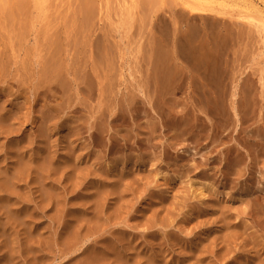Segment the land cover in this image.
<instances>
[{
    "label": "rangeland",
    "instance_id": "374dc122",
    "mask_svg": "<svg viewBox=\"0 0 264 264\" xmlns=\"http://www.w3.org/2000/svg\"><path fill=\"white\" fill-rule=\"evenodd\" d=\"M72 1H68L69 5ZM92 1L89 0L91 4L86 3L87 5H84L82 0H77L76 3L73 2L76 6L77 2H81L84 7L91 5V7H87V10L89 8L88 11H86V8L84 11L83 7L80 10L79 7L75 6V9L79 8L77 10L83 11L85 15L90 11L91 16L96 15L94 16L95 19L99 16L102 22L98 21L99 24L96 25H99L100 31L103 29L102 23L107 24L108 22L106 23L105 21L109 20L115 25L113 27L114 25L111 26L110 24L112 29L109 25L107 26L110 28L108 32L111 35L114 33L113 31L117 32L120 30L118 34L114 33V37L109 34L107 36L108 39L105 38L107 41L103 38V34H108L105 33L107 27L104 33L102 32L103 30L101 31L102 35H100V38H98L94 45L93 55L95 59H92L91 62L83 60L80 65L72 60L68 64L67 71L52 82L38 80L37 77V80L34 82L33 91L31 92L27 90L26 84H21V87H18L13 74L6 75L0 81V87L3 88L7 100H13V97L19 94L16 91L20 90V98L16 102L22 108L20 113L21 118L14 128L11 140L9 142L6 139L1 140L3 143H6L3 148H0V160L2 162L4 160L3 170L7 169V167L11 168L7 175L2 177V179L7 181V185L9 186L4 188H8L10 191L14 190L16 195L6 197L5 193L0 191V198L3 199L0 200V207L6 206L0 212V221H2L0 223L1 226L4 225L2 228L0 227V252L2 254H0V263L2 264V261L6 262L5 260L7 262L3 264H10L11 262V260L8 262L9 256L7 258L6 248H4L7 242V248L12 249V252L18 246V252L16 249L14 250V254L16 253L17 255L9 251L10 258L14 260L11 262H14L13 264H80V262L81 264L82 262L83 264H87L85 255L83 254L86 245L83 246L82 242L78 243L76 241L73 243V239L82 234V231L84 233L87 227L88 230L86 229V231H89L91 226H95V223L99 221L96 224L101 229L93 236L98 240L103 239L102 233L105 232L104 237L108 238L110 236L109 232L115 233L118 228H124L131 233L130 239H126L128 241L125 243L126 249L118 251L119 253L114 252V255L107 256L106 259L103 258V261L105 262L106 260L109 264H264V142L260 146H252L255 139L250 137V133L248 134L250 135L249 138H247L248 135H245V132H243L244 130L249 132L256 125H260L261 127L264 125V33L260 32L259 34V30H256V32L258 31L257 35L262 37L260 39L258 36V41L257 36L254 37L256 34L254 25L249 27V21L236 20L235 22L234 18H232V15L244 9L242 6V2L244 1L238 0L234 2L232 0H224L214 2L212 5L215 6L216 4V8L214 7L216 11L220 6L224 7V5L231 8L229 11L228 7L225 6L224 9L218 10L220 12V10L224 11L226 9L225 13L222 12L224 15L220 13V15H217L214 13L215 11L213 14L206 15V17H209L208 19L204 18L206 22L209 19L212 20L215 16V21L213 19L214 24L216 25V22H218L216 27L213 24L215 28L211 24L213 23L212 21L206 24V22L200 19V15L198 14H194L196 16L191 14L190 16L187 9L185 11L188 14H185L183 7L180 5L182 0L175 1V4L179 2L177 7L174 6V0H168L169 3L167 4H165L167 0H165V3L162 1L167 9H164L166 7L161 8L162 3L160 1V5L158 3L159 0H145V2H143L144 0H104L107 1V6L106 3L104 5V2L103 4H99L106 6L101 5L103 7L102 12L100 11L102 7L98 5L99 1H102L96 0L97 2L95 3L99 7L94 3V0ZM48 2L49 0H46L45 3L47 8L52 5L51 8H48L52 9V11L50 10L51 13L56 9L58 13H62L64 12L63 7L66 8L64 6L65 0H62L63 4L60 0H58V4L57 2L55 3V0L53 1L54 3L52 1L51 3L49 2L50 5H47ZM85 2L88 1L84 0ZM140 2H143L142 6H139ZM170 2H173L175 8H170L172 5ZM186 3L188 4V0H186ZM158 4L160 6H157ZM207 5L205 2L200 3L193 0H189L188 4V6L197 9L205 8ZM72 7L74 8V5ZM156 7H159V9L157 10ZM236 7L238 9L240 7V11ZM99 8L101 9L99 10ZM104 8H107L106 11ZM177 8L180 9V11L179 9L177 11L184 13L186 16L177 12ZM48 9L47 11L50 12ZM233 9L238 11H234ZM47 11V15H50L51 13L48 14ZM66 11L65 13H69L70 10ZM106 12L108 13L109 20L104 21L107 18V16L103 18ZM226 12L230 17L225 15L227 14ZM53 14H56V11ZM187 15L190 18L189 21L186 20L188 19ZM192 16L195 17L194 21H198L195 23L193 20V22L190 21L193 18ZM220 16L226 17H222L223 20H229L224 22L220 20ZM256 16L253 15V18L258 20L260 15L257 16L258 18ZM216 17L220 19L218 20ZM99 18L97 17V20ZM172 19L177 20L176 27H173V24H171ZM87 20L86 17V21H83L84 23L86 22L85 26L90 25L89 20ZM97 20H95L96 23H98ZM231 20H234L236 25H232ZM219 21L222 26L219 25ZM242 21H246L244 22L246 26L240 23ZM228 22L229 25L227 24ZM168 24L170 28L172 27L171 29H167ZM209 24L211 29L209 28ZM101 25L102 27H100ZM141 25L145 29L144 33H142L144 29L141 28ZM191 25L192 27H190ZM154 26H156V30L153 29ZM223 26L228 31V37L233 31H231L232 29L228 30L227 26L231 28L233 26L237 27V29L233 27L234 35L238 30L242 29V31H238V34L235 36L232 35L233 37L230 35L228 40V37L224 36L226 34H224L225 28ZM113 28L118 30H113ZM175 28L177 34L181 32L180 34H183V37H187L186 40L182 35H178L179 40L183 38L185 41H188V39L191 40L194 36L196 40L192 39V42H185L182 39L180 42H183V44L178 40L175 41L177 45H174L175 38H173L172 33ZM180 28L184 29L185 32L183 30L180 31ZM207 28H209L208 32L206 31ZM250 28L252 31L254 30V35L251 34L252 32H249V30L251 31ZM243 29H247L248 32H243ZM146 30L148 31L146 32ZM152 30L156 32V36L158 35L157 38L154 36L155 32L152 33L154 34L152 36ZM212 30L216 32L215 37L211 36L213 35L211 33ZM262 30L260 28V31ZM122 31L125 35H123ZM199 31L198 37L196 33ZM188 32H191V34ZM219 32L221 37L223 36L222 39L219 36ZM192 33L195 35L192 36ZM247 33L253 35L251 36L252 40L245 46L246 50L244 49L247 56L241 54L242 52L245 53L242 51L243 48L240 51L236 50V54L241 52L238 53L239 55H236L235 52H229L232 46L233 49L235 47H244L245 41L251 39L250 35H246V37L242 36V34ZM207 34L213 37V41ZM190 35L191 37L189 38ZM201 36L202 39H205V44L204 40L201 42ZM206 37L210 38L211 43L213 42L211 46ZM162 38L164 40L167 38L166 40H169V42L165 40L167 43L164 45L165 41L163 42ZM243 38H246V40ZM177 39L178 37L175 40ZM253 39L254 42H257L254 43ZM108 40L111 42L109 43ZM221 40L225 41L222 42ZM230 40L232 42H229ZM193 41L194 46L195 44L196 46L199 45V47H203L205 50L208 46L212 47V49L210 47H208L209 50L207 49V52L210 51L211 59L204 60V62L200 61L205 70L199 68L200 65H197L200 64L198 60H194L197 63H195L197 67L195 64L193 66L191 60L193 57L190 54H186L189 52L187 49L192 47ZM161 42H163V45ZM170 42H173V45H170L173 49L169 48V46L167 48L171 49L169 53L172 54L171 57L174 60L171 61L173 63L176 62V65L169 62V55L164 54L167 49L164 46L171 44ZM151 43H154L153 46ZM105 44H107V47ZM185 44L190 47L184 48L182 45ZM217 44L225 47L219 49ZM153 47L154 49H152ZM181 47L185 51L180 49ZM160 48H163L164 51ZM177 49L180 54L182 53L181 56L176 53ZM221 50L223 51L221 52ZM227 50L229 51L226 53ZM16 51L21 54L19 57L21 61L25 57L24 50L16 47ZM219 52L221 54H218ZM173 53H175V56ZM183 53L191 58L184 57ZM244 56L245 58H241ZM177 57L181 60H178ZM221 57L222 60L220 59ZM189 58L192 63L189 62ZM224 58L228 61L223 60ZM234 59L236 60L234 61ZM186 60H188L189 64L186 63ZM214 61H219L215 63L218 64L217 66L223 62L221 66H224L219 67L221 69L225 67L226 69H224L225 71H221L218 67L216 72H214L215 75H210V77L207 73L209 71L212 72L213 69L215 70L216 65L213 66ZM184 63L185 66L183 65ZM171 64L175 67L171 68ZM210 64L212 65L210 66ZM189 65L191 66L190 68ZM208 67L209 70L207 69ZM200 69H202L201 74L206 71L207 76H204V74L198 75L197 73H200ZM191 71H194V73ZM185 73L188 74L185 75ZM216 75L218 77L221 76L222 80L212 77ZM190 76L194 80L193 83H190L192 81ZM180 77L183 78V82ZM195 77L200 78V80L195 79ZM223 77L226 79L224 80ZM177 79H181L180 82H177ZM201 79L204 81H201ZM205 83L209 85L207 86ZM219 83L226 84L222 86ZM201 84H203L208 92L212 88L213 91L211 92H214L215 95L219 93V105H217L218 103H215L216 107L214 105V108H217L215 109V113L216 110L217 113L218 111L221 112V109V113L224 111L226 117L230 110L233 113L232 101L236 102L237 105L239 104L238 106L235 105L237 109L239 107L243 109L241 111L237 110L238 116L236 117L240 119L238 123L239 126L241 125L239 127L240 130L244 129L241 131L244 134L241 133V138L238 140L240 157L242 159L240 158L241 161L239 166L235 168L233 176L228 177L230 180L224 175L226 167L223 160L225 157V146L216 143V145L212 144L214 147L216 146V150H214L212 155L214 160L212 158L209 160L211 164L208 165L209 167L201 165L199 162L203 160L204 156L200 157V155L205 154L207 150L201 151V153L204 152L202 154L200 152L197 153L200 148L199 144L201 141L204 142L203 138H208L209 135L205 133L198 144H196L197 139L195 138L194 140V137H190L189 133L180 136V134L168 127L167 115L162 109L166 105L174 107L177 111L186 107L194 110L200 106L204 108L203 106L206 105L204 98L208 94H204L206 90ZM225 85L227 86L226 88ZM231 95H234V97ZM29 96L30 98L27 100ZM241 100L245 103L242 101V104H240ZM29 103L34 105L33 115L36 118L32 137L30 136L31 124L26 122ZM202 103L203 105H201ZM239 112L242 113L243 117H240L241 114ZM215 113H208L215 118L210 117V119L212 118L211 120L214 119L213 121H216V117L218 116L219 118H217L221 121L222 116L219 114L213 115ZM209 115L199 114V120L203 121L206 118L210 120L209 117H206ZM222 119L224 120V117ZM151 124L157 126L154 134L151 131L153 135L150 131L148 132ZM228 127L232 128L231 120ZM261 129L263 130V128ZM150 135H152V138ZM175 135L178 138H175ZM174 138L178 142V147L185 146V149L182 147L178 148L179 154H182V151H187V153L182 155L184 156L182 158H175V152L171 151V149L169 152L168 146ZM190 138L192 139V143L187 141L191 140ZM31 140L34 144L30 151ZM212 141L211 139L206 140L202 144L206 142L211 143ZM11 144H14L16 148L20 147L21 157L17 156L19 152H12V155L17 156L16 159L12 160L9 157L6 150L9 149ZM227 144L229 142L224 139L223 145ZM194 153H197V155ZM30 154L34 156L35 165L32 179L28 176V169L26 168ZM171 154L173 155L170 156ZM199 158L202 159L200 160ZM183 161L186 162L184 163ZM12 162H15L13 167ZM191 165L193 166L190 167ZM16 171L20 175L18 178L16 177ZM156 173H158L159 177L154 175ZM203 173H207V178L201 176ZM231 177H233L232 180ZM106 183H116V189L118 188L119 190L117 189L116 195L114 194L105 203L102 199L105 200V195L108 193ZM201 185L204 188H207V185L213 188L207 193L206 198L202 200L197 196V192L202 187ZM126 187L127 191L125 190ZM248 187H252L250 188L251 193L245 192ZM153 194H156L157 197L152 196ZM257 194L259 198L256 197ZM252 195L256 196L253 197ZM111 199L114 201H111ZM10 204L16 206L11 208ZM20 204L21 206H19ZM8 205L10 208H8ZM96 206L97 209L95 208ZM58 207H62L64 210ZM92 207H94L93 211ZM95 209L96 212L94 213ZM101 209L102 213H100ZM190 209L191 211L188 212ZM6 210L9 211L7 213H10V210H16L19 213L20 219L23 218L24 213L32 215V220H29L26 215V221L24 218L21 219L28 228L22 224L18 228L20 226V219L17 220L14 226L15 229L11 228L12 226L5 225L3 222H6L4 218L7 219ZM104 212L108 213L107 216ZM37 216L38 218L41 216L42 219H37ZM86 216L91 219L95 217V221L93 220L95 223L91 220L89 224ZM243 220L247 222L244 225ZM29 221H32V223H29ZM224 221L226 222L224 223ZM150 224L153 228L151 230L146 229ZM2 229L5 236L7 233L9 242L6 239L8 238L7 236L6 238L2 236ZM13 231L16 235H14ZM152 232H154L153 236L150 235ZM165 232L169 237L171 235L175 236L171 238L165 237ZM11 234L16 239L14 237L11 238ZM96 236L100 237L97 238ZM5 239L7 240L6 242ZM64 239L66 241L71 239L72 241L70 243V241L66 242ZM11 240L15 241L12 243V246H10ZM147 249L148 251H146ZM220 253L223 254V256L221 254L222 257ZM224 254L226 255L224 256ZM91 255L93 256V254ZM15 257L19 258L14 259ZM91 259L93 258L91 257ZM213 261L216 262L214 263Z\"/></svg>",
    "mask_w": 264,
    "mask_h": 264
},
{
    "label": "bare ground",
    "instance_id": "6f19581e",
    "mask_svg": "<svg viewBox=\"0 0 264 264\" xmlns=\"http://www.w3.org/2000/svg\"><path fill=\"white\" fill-rule=\"evenodd\" d=\"M48 1V0H47ZM51 1H52V3H54L53 1L54 0H49V2L51 3ZM68 1H72V0H67V3H66V0H65V3H64V6H66V8H68L70 11H69V13H65V11H66V8L65 7H63V6H61V7H63L64 8V12H60V13H58L57 12V9L55 10L56 11V14H53V13H55V11L53 10V12L51 13V11H52V9H48L49 7L51 8V6H48V8H47V6H46V0H0V7H1V9H0V81L2 80V79H4V77L6 76V75H8V74H13V76L15 77V81H16V83H17V86L18 87H21V84H26L27 85V90L28 91H33V88H34V82L37 80V77H38V80L40 79V80H46V81H48V82H52L53 80H57L56 78L58 77V76H61V75H63L66 71H67V69H68V64L73 60L76 64H78V65H80L81 63H82V61L83 60H87L88 62H91L92 61V59H95V57H94V55H93V52H94V48H95V43L97 42V40H98V38H100V35H102L101 34V31L104 33V31H105V28L109 25V27H111V26H113L114 24H113V22L112 21H110L109 20V16H107L108 15V13L106 14L105 13V17H104V15H103V13H102V15H103V18H106V16H107V18L106 19H104V21L105 20H109V21H105L107 24H105V27H104V24L102 23V25H103V29L100 31V29L101 28H99V25H96V24H99V22L98 21H100V22H102V20H101V18H99V16H97L99 19L97 20V17H96V19H95V17L94 16H96V15H94V16H91L90 14H91V12L89 11L86 15L83 13V11L81 12V11H78L77 9H79L80 8V10H81V8L83 7V9H84V11H85V8H86V11H88L89 10V8H88V10H87V7L88 6H90L91 7V5H88L87 7H84L83 6V4L84 5H87L86 3H90L89 2V0H86V1H88V2H85L84 3V0H82L83 2V4L81 3H79V2H77L78 4H80L81 5V7H80V5L78 6V4H77V6H76V4H74V2L76 3V1L77 0H73L71 3H70V5H69V3H68ZM80 1V0H79ZM91 2H93L92 0H90ZM102 2H100L99 1V3H98V5L100 4V3H102L103 4V2H104V5H105V3H106V6H107V1H104V0H101ZM160 1H161V3H162V1H164L163 3H165V0H159L158 1V3L160 4ZM173 1V0H172ZM175 1L176 0H174V6H178V4H179V2L177 3L176 2V4H175ZM193 1H196V2H200V3H207L208 5L205 7V8H202V9H197V8H194V7H190V6H188V4H189V0H188V4L186 3V0H182L181 1V7H183V12L186 14L187 12L185 11L186 9H187V11L190 13V16H191V14H193V16H196V15H194V14H198V15H200V19L201 20H203L204 22H206V20H204V18H209V17H206V15H208V14H213V12L215 13V14H217V15H224L223 13H225V10L224 11H221L220 10V12L218 11L219 9H224L225 8V6H227V5H224V7L223 6H220V5H218V6H220V7H222V8H220L219 7V9H217V11H216V9H214V7L216 6V4H215V6L214 5H212L214 2H219V1H224V0H193ZM231 1V0H230ZM229 1V2H230ZM232 1H238V0H232ZM240 1V0H239ZM242 1H244V2H242L243 4H242V6H243V10L242 11H240L239 9H240V7H239V11L240 12H238L237 14H235V15H232V18H234V20H235V22H236V20H246V21H249L248 22V24H250V26L249 27H252L253 25H254V27H255V32H256V30H259V34H260V32L263 34L264 32H262V31H264V0H242ZM49 2L47 3V5L49 4ZM57 2V4H58V0L56 1L55 0V3ZM60 2H62V0H60ZM95 2H97L96 0H94V3ZM143 2H145V0L143 1ZM142 2V3H143ZM156 2V1H155ZM73 3V4H72ZM141 2H140V5L139 6H142L141 4H142ZM163 3H162V7L161 8H164V7H166L165 5H163ZM167 3H169L168 2V0L166 1V3L165 4H167ZM170 3H172V5L171 4H169V5H171L170 6V8H175L174 6H173V2H170ZM45 4V5H44ZM57 4H56V6H57ZM62 4H63V2H62ZM66 4V5H65ZM67 4H68V7H67ZM71 4H72V6L74 5V8L71 6ZM91 4V3H90ZM96 4V3H95ZM101 4V5H102ZM157 5V6H160V5ZM222 4V3H221ZM236 4H237V2H236ZM50 5V4H49ZM55 5V4H54ZM53 5V6H54ZM97 5V4H96ZM97 5V6H98ZM101 5H99V6H101ZM104 5H102V6H104ZM223 5V4H222ZM70 6V7H69ZM75 6L76 7H79V8H76L75 9ZM98 6V7H99ZM101 6V7H102ZM106 6H104V7H106ZM168 6V5H167ZM212 6H213V8H212ZM217 6V7H218ZM241 6V5H240ZM72 7V8H71ZM228 7V6H227ZM233 7V6H232ZM54 8H56V7H54ZM63 8H62V10H63ZM157 8V7H156ZM169 8V9H170ZM216 8V7H215ZM47 9L50 11V12H48L47 11ZM68 9H67V11H68ZM82 9V10H83ZM101 8H99V10H100ZM107 9V8H106ZM106 9L104 8V10L106 11ZM159 9V7L157 8V10ZM164 9H167V7L166 8H164ZM179 8H177L176 9V11L178 10ZM228 9H229V11L231 10V8H229L228 7ZM102 10H103V7H102V9L100 10L101 12H102ZM197 10H199V11H197ZM234 11H238V10H236V9H233ZM46 11L48 12V14H50V15H47V13H46ZM66 11V12H67ZM162 11H164V10H162ZM169 11H171V10H169ZM175 11V12H176ZM179 11H180V9H179ZM179 11H177V12H179ZM182 11V10H181ZM223 12V13H222ZM82 13H83V15H82ZM156 13V12H155ZM180 14H184V13H182V12H179ZM220 13V14H219ZM227 13V12H226ZM233 13V12H232ZM184 14V15H185ZM188 14V13H187ZM229 14H231V13H229ZM99 15H101V14H99ZM101 15V16H102ZM156 15V14H155ZM226 16H229L228 15V13L227 14H225ZM253 15H257V16H259V19L257 20V19H254L253 18ZM153 16V15H152ZM159 16V15H158ZM186 16V15H185ZM184 16V17H185ZM189 15H187V17H188ZM192 16V17H193ZM202 16V17H201ZM256 16V17H257ZM85 18V19H82V18ZM86 17H87V19L89 20V23H90V25L88 24V26L86 25L85 26V23L83 22L84 20L86 21ZM223 17V16H222ZM222 17L220 16V18H217L218 20L220 19V20H222V21H226V20H229V19H226V20H223L222 19ZM225 17V16H224ZM223 17V18H224ZM230 17V16H229ZM155 18V17H154ZM158 18V17H157ZM174 18V17H173ZM196 18H198V17H196ZM211 18H212V16H211ZM214 18H215V16H214ZM214 18H212V20H210L209 19V21H212L213 23H211L212 24V26L214 27V21H215V19ZM226 18V17H225ZM258 18V17H257ZM189 17H188V19H186V20H188L189 21ZM194 19H195V17H193L190 21H194ZM213 19H214V21H213ZM217 19H216V21H217ZM262 19V20H261ZM87 20V21H88ZM95 20H97V22L98 23H96L95 22ZM157 20V19H156ZM234 20L231 22L232 23V25H236V23L234 22ZM103 21V22H104ZM158 21V20H157ZM192 21V22H193ZM196 21H198V20H196ZM196 21H194V23L196 22ZM200 21V20H199ZM209 21H207V22H209ZM246 21H244V22H246ZM191 22V23H192ZM201 22V21H200ZM204 22H203V24H204ZM206 22V24H208ZM220 22V21H219ZM223 22V23H224ZM238 22V21H237ZM243 22V21H242ZM240 22L242 25L244 24L245 25V23L243 22ZM217 24H218V22H216ZM239 23V22H238ZM110 24H111V26H110ZM156 24V23H155ZM171 24H173V27H176V25H177V20L175 21V19H172V23ZM202 24V23H201ZM205 24V25H206ZM214 24V25H213ZM217 24L215 25V27L217 26ZM228 25H229V22L227 23ZM102 25L100 26V27H102ZM204 25V26H205ZM219 25H221V22H220V24ZM218 25V26H219ZM224 25V24H223ZM252 25V26H251ZM151 26V25H150ZM194 26V25H193ZM209 26H210V24H209ZM222 26V25H221ZM225 26V25H224ZM223 26V27H224ZM231 26V25H230ZM230 26H227L228 27V30H231V31H233L234 32V30H233V27H236V26H233L232 28L230 27ZM239 25L237 24V27H238ZM246 26V25H245ZM248 26V25H247ZM113 27H115V25L113 26ZM155 27V28H154ZM153 27V29H155L156 30V26H154ZM162 27V26H161ZM190 27H192V25L190 26ZM199 27H201V26H199ZM214 27V28H215ZM230 27V28H229ZM237 27L235 28V29H237ZM240 27H242V26H240ZM254 27H253V29H254ZM117 28V27H116ZM116 28H113V30H115ZM141 28L142 29H144V27H142V25H141ZM140 28V29H141ZM150 28V27H149ZM172 28V27H171ZM170 27H169V24H168V27H167V29H171ZM184 28V27H183ZM189 28V27H188ZM198 28V27H197ZM197 28H196V30H197ZM210 29H211V26L209 27ZM209 28H207L206 29V31L208 32V29ZM218 28V27H217ZM225 28V27H224ZM239 28V27H238ZM260 28H261V30H262V28H263V30L262 31H260ZM111 29H112V27H111ZM220 29V28H219ZM218 29V30H219ZM223 29V28H222ZM226 29V28H225ZM225 29H224V34H226V35H224V36H226V38L228 37L227 35H228V31H227V29H226V31H225ZM251 29V28H250ZM108 30H110V28H108L107 27V31L105 32V33H108V34H103L104 35V39L105 38H107L108 39V35L110 34L109 32H108ZM116 30H118V29H116ZM177 30H179V29H177ZM181 30H183L184 31V29H182V28H180V31ZM195 30V31H196ZM199 30H201L202 31V29H200L199 28ZM218 30H217V33H218ZM127 31H128V29H127ZM141 31V30H140ZM144 31H145V29L143 30V32L142 33H144ZM148 30H146V32H147ZM150 31V30H149ZM157 31H158V27H157ZM165 31V30H164ZM168 31V30H167ZM171 31V30H170ZM169 31V32H170ZM221 31V30H220ZM239 31V30H238ZM238 31H237V33L235 32V35L236 34H238ZM242 31V29L239 31V32H241ZM245 31H247L248 32V30L246 29V30H244L243 29V32H245ZM114 33L116 32V31H113ZM118 32H120V30L119 31H117L115 34H118ZM123 32V31H122ZM145 32V33H146ZM155 31L154 30H152V32H151V34L152 33H154ZM160 32V31H159ZM162 32V31H161ZM185 32V31H184ZM233 32H232V34H230L231 36L232 35H234L233 34ZM242 32V33H243ZM249 32H252L251 34H255V32H254V30L252 31V29H251V31L249 30ZM114 33L111 35V36H113L114 37ZM170 33H172V32H170ZM181 33V32H180ZM180 33H176V28L174 29V31H173V33H172V35H173V38H177L178 37V39L177 40H175L174 39V45H177V43H175V41H178L179 40V36L180 35H182V37H183V34H180ZM188 33H190L191 34V32H188ZM187 33V34H188ZM196 33V32H195ZM199 33H200V31L199 32H197L196 33V35L198 36L199 35ZM205 33V32H204ZM211 33H213V35H211V36H214L215 34H216V32L214 31L213 32V30L211 31ZM223 33V32H222ZM229 33H231L230 31H229ZM257 33H258V31L256 32V34L254 35V37H256L257 36V40H258V36L259 35H257ZM120 34V33H119ZM129 34V33H128ZM139 34H140V32H139ZM157 34H158V32H157ZM159 34H161V33H159ZM187 34H184V35H187ZM193 35L192 36H194L195 34L194 33H192ZM209 34V33H208ZM207 34V35H208ZM219 34H220V32H219ZM251 34H242V36L243 37H246V35L248 36V35H250V38H251V36H253V35H251ZM123 35H125V33L123 32ZM141 35V34H140ZM154 34H152V36H153ZM163 35V34H162ZM162 35H160L161 37H162ZM165 35H166V32H165ZM170 35V34H169ZM168 35V36H169ZM171 35V36H172ZM179 35V36H178ZM189 35V34H188ZM187 35V36H188ZM210 35V34H209ZM208 35V37H211V36H209ZM230 35H229V37H228V40H229V38H230ZM234 35V36H235ZM245 35V36H244ZM154 36H156V32H155V35ZM158 36V35H157ZM157 36H156V38H157ZM167 36V37H168ZM204 36V35H203ZM205 36H206V34H205ZM204 36V37H205ZM216 36V35H215ZM214 36V37H215ZM220 36V38L222 39V37H221V34L219 35ZM239 36V35H238ZM264 36V35H263ZM101 37V38H102ZM160 37V38H161ZM191 37V35L189 36V38ZM195 37V36H194ZM194 37L192 38L193 40H196V39H194ZM199 37V36H198ZM208 37H206V38H208ZM233 37V36H232ZM253 37V38H254ZM260 37V36H259ZM112 38V37H111ZM154 38V37H153ZM155 38V39H156ZM165 38V37H164ZM184 39H186L185 38V36L183 37ZM182 38V39H183ZM197 38V37H196ZM201 39V42H203L202 40H204L205 41V39H202V36L200 37ZM213 37H211V40L213 41V39H212ZM220 38H218V40H220ZM235 38V37H234ZM236 38H237V36H236ZM249 38V37H248ZM123 39V38H122ZM163 39V38H162ZM161 39V40H162ZM167 39V38H166ZM165 39V40H166ZM169 39H170V37H169ZM172 39V38H171ZM182 39H180V40H182ZM183 39V40H184ZM192 39L191 40H189L188 39V41H191L192 42ZM199 39V38H198ZM216 40H217V38H215ZM244 40H246V38H243ZM255 39V38H254ZM254 39H253V42H254ZM260 39H262V37H260ZM164 39L162 40L163 42L165 41ZM173 40V39H172ZM180 40H179V42H180ZM187 40V39H186ZM199 40V41H200ZM232 40H233V38H232ZM238 40H239V38H238ZM250 40H252V38L251 39H249V41L247 42V41H245V43H244V47H240V48H237V47H235L234 49H235V51H234V49L232 48V47H230V50L231 51H229V50H227L226 51V53L229 51V52H232V53H234L235 52V54H236V50L238 51H240V49L241 48H243V50L242 51H244V49H245V46H246V44L248 43L249 44V42H250ZM103 41V40H102ZM105 41H107L106 39H105ZM109 41V43L111 42L110 40H108ZM166 41H168L169 42V40H166ZM161 42V44L163 43L164 45H165V43H167V42ZM185 41V40H184ZM188 41H185V42H188ZM208 41L210 42V38H208ZM222 42H224L225 40H221ZM234 41V40H233ZM259 41V40H258ZM116 42H118V41H116ZM115 42V43H116ZM190 42V43H191ZM197 42V41H196ZM219 42V41H218ZM217 42V43H218ZM226 42H227V40H226ZM229 42H232L231 40L229 41ZM253 42H251L252 44H254L255 42H257V41H255L254 43ZM264 42V41H263ZM105 43V42H104ZM106 43H108V42H106ZM114 43V44H115ZM171 43V42H170ZM169 44V45H167V46H164V47H168L169 46V48H171L170 47V45H173V44ZM180 43H182L183 44V42H180ZM206 43V41L204 42V44ZM213 43V42H212ZM211 42H210V46H211V44H212ZM215 43V42H214ZM152 44V46H153V44L154 43H151ZM162 44V45H163ZM193 45H192V47L188 50L187 49V51H189V52H185L186 54H190L191 55V57H193V58H191L190 56H186L185 55V53H183L184 54V57L186 56L187 58L188 57H190L191 58V60H192V62H193V66H194V64L196 63L195 61H197L198 60V62L200 63V61H203L204 62V60H207V59H211V57H210V55L211 54H209L210 53V51L209 52H207V49H208V47H210V46H208L207 47V49L205 50L203 47V49L201 48V47H199V45H197L196 46V44H195V46H194V41H193V43H192ZM200 44H203V43H200ZM247 44V45H248ZM251 44V45H252ZM106 45V47H107V44H105ZM162 45H161V47H162ZM180 46H181V44H179ZM187 45H189V43H187ZM186 44L185 45H182V46H184V48L185 47H190V46H187ZM218 45V44H217ZM232 45H237V44H232ZM239 45V44H238ZM242 45V44H241ZM240 45V46H241ZM110 46H111V44H110ZM110 46H108V47H110ZM151 46V47H152ZM179 46V47H180ZM219 46V45H218ZM223 46H224V44H223ZM16 47H20V48H22L24 51V55H25V57L24 58H22V60L20 61V59H19V57H20V53H17V51H16ZM105 47V48H106ZM151 47H150V49H151ZM174 47V46H173ZM178 47V46H177ZM199 47V48H198ZM205 48H206V46H204ZM225 47V46H224ZM224 47H221V46H219L218 48L220 49V48H224ZM228 47H229V43H228ZM239 47V46H238ZM165 48V49H166ZM169 48H167V49H169ZM183 48V49H184ZM211 49H212V47H210ZM232 48V49H231ZM248 48V47H247ZM106 49H108V48H106ZM152 49H154V47L152 48ZM160 49H162L163 51H164V49L163 48H160ZM166 49V51H165V55H169L170 57H171V53H169V52H171V49H173V48H171V49H169V50H167ZM180 49H182V47L180 48ZM182 49V50H183ZM176 50V49H175ZM209 50V49H208ZM214 50H218V49H214ZM246 50V49H245ZM172 51H174V50H172ZM177 51H178V49H177ZM176 51V53H178V54H180L179 53V51L177 52ZM183 51H185V50H183ZM183 51H181V52H183ZM223 50H221V52H222ZM153 52V51H152ZM151 52V53H152ZM175 52V51H174ZM221 52H219L218 54H221ZM245 52V51H244ZM167 53V54H166ZM211 53H212V51H211ZM224 53H225V51H224ZM226 53H225V55H226ZM238 53H241V52H238ZM237 53V54H238ZM153 55H154V53H152ZM174 54V56H175V53H173ZM216 54V53H215ZM230 54V53H229ZM236 54V55H237ZM241 54H245V56H247L246 55V52L245 53H241ZM182 55V53L179 55V56H181ZM224 55V54H223ZM225 55H224V57H225ZM235 55V57H236V59H237V56ZM239 55V54H238ZM242 55V56H243ZM178 56V55H177ZM214 56H216V55H214ZM222 56V55H221ZM241 56V55H240ZM245 56L244 57H241V58H245ZM74 57H76V59H74ZM168 57V56H167ZM170 57H168L169 59H170V61L169 60H167V61H169V62H171V63H173L172 61H174V60H172V57L170 58ZM210 57V58H209ZM229 57V56H228ZM108 58H110V57H108ZM153 58V57H152ZM178 58V57H177ZM181 58V57H180ZM190 58H189V62H191L190 61ZM238 58H239V56H238ZM214 59V58H213ZM221 60H222V57L220 58ZM226 59H227V55H226ZM225 58L223 59V60H226ZM236 59H234V61L236 60ZM240 59V58H239ZM172 60V61H171ZM178 60H181V59H179L178 58ZM185 60V59H184ZM184 60H182L183 62H185ZM195 60V61H194ZM215 60V59H214ZM238 60V59H237ZM241 60V59H240ZM188 60H186V63H188L187 62ZM226 61H228V60H226ZM180 62V61H179ZM191 62V63H192ZM206 62H208V61H206ZM210 62V61H209ZM208 62V63H209ZM219 61H214V65L213 66H215V70L213 69L212 70V72L211 71H209V73H207L208 74V76H210V75H215L214 74V72H216V70L218 69V67L220 66V67H223L224 65H222L221 66V64L223 63H219L220 65L219 66H217L218 64H215V63H218ZM190 63V64H191ZM210 63H213V62H210ZM189 64V63H188ZM197 64V63H196ZM196 64H195V66H196ZM228 64V63H227ZM173 65H176V62L175 63H173ZM172 64H171V68H173V67H175V66H173ZM184 66H185V63L183 64ZM197 65H200V67L199 68H202L203 69V65L200 63V64H197ZM201 65H202V67H201ZM212 64H210V66H211ZM182 66V65H181ZM191 66H192V64H191ZM190 65H189V68L191 67ZM205 66V65H204ZM209 66V67H210ZM226 66V65H225ZM178 67H179V64H178ZM187 67V66H186ZM197 67V66H196ZM206 67V66H205ZM209 67L207 68L208 70H209ZM217 67V68H216ZM219 67V68H220ZM188 68V69H189ZM199 68H198V70H199ZM212 68V67H211ZM227 68H229L228 66H227ZM179 69V68H178ZM202 69H200V73H197V72H195V73H197L198 75H200L201 74V70ZM221 69V68H220ZM219 69V70H220ZM224 69H226L225 67H224ZM224 69H221V71H223ZM180 70V69H179ZM183 70V69H182ZM191 70V69H190ZM203 70H205V69H203ZM181 71V70H180ZM187 71V70H186ZM185 71V72H186ZM225 71V70H224ZM192 73H194V71H191ZM205 73H203L202 72V74H204V76H207L206 75V71H204ZM210 72H211V74H210ZM213 73V74H212ZM188 74V73H187ZM186 73H185V75H187ZM196 74V75H197ZM201 74V75H202ZM184 75V76H185ZM200 75V76H201ZM193 76V75H192ZM192 76H190L191 78V80H192ZM187 77V76H186ZM211 77V76H210ZM213 78L215 77V78H217V80H219V78L221 79V76L220 77H218L217 75L216 76H212ZM181 79H177V82L179 81L180 82V80L183 82V78L182 77H180ZM205 78V77H204ZM195 79H199L200 80V78H197V77H195ZM211 79V78H210ZM223 79L225 80L226 78H224L223 77ZM188 80V79H187ZM186 80V81H187ZM203 79H201V81H202ZM222 80V79H221ZM193 81L194 80H192V81H190V83H193ZM204 81V80H203ZM213 81V80H212ZM215 81V80H214ZM188 82V81H187ZM207 82V81H206ZM223 82V81H222ZM204 83V82H203ZM208 83V82H207ZM206 84V83H205ZM224 84H226V83H223V84H220L219 83V85H222V86H224ZM202 85V87L203 88H205L204 86H203V84H201ZM207 85V84H206ZM209 85V84H208ZM207 85V86H208ZM201 87V88H202ZM227 86L225 85V88H226ZM213 88L215 89V87L213 86ZM205 90L207 91V89L205 88ZM202 91V90H201ZM206 91H204V94H208L205 98H204V102L206 101V105H204L203 107L204 108H201V106L198 108V109H196L195 108V110L194 109H191V108H189V107H186V108H183L182 110H180V111H177L174 107H171V106H169V105H166L165 107H163L162 109L165 111V113H166V115H167V122H168V127L170 128V129H172V130H174L176 133H178V134H180V136H182V135H185V134H187V133H189V135H190V137H194V140H195V138L197 139L196 140V144H198L200 141H201V139H202V137L204 136V134L205 133H207L208 135H209V137L208 138H206L205 137V139L203 138V141L205 142L206 140L208 141V140H213L211 143H209V142H206L205 144H202V143H204V142H200V148H199V150H198V152L197 153H199L200 152V154H202V153H204V152H202L201 153V151H203V150H207V152L205 153V154H202V156L200 155V157H203L204 156V158H203V160H204V162H203V160L202 161H200L199 163H201V165H206V167H209L208 165L210 164L209 163V160H211V158L213 159V157H212V155H213V152H214V150H216V146L214 147L212 144H218V145H222V146H225V149H224V155H225V157H224V164H225V174L224 175H226V177L228 178V177H230V176H233V174H234V172H235V168L236 167H238L239 166V163H240V149H239V144H238V140L241 138L240 137V135H241V131L242 130H244V129H241L240 130V126H239V121H240V119H238V118H236L237 116H238V113H237V110L239 109L240 111L241 110H243V109H241L240 107L237 109V107H235V105L236 106H238L237 105V103L235 104L234 103V101H232V103H233V107H232V111H233V113L231 112V110L228 112V114H227V117L225 116V113H224V111H223V113H221L222 112V109H221V112L220 111H218V113H217V110H216V113H215V109H217V108H214V105H215V103L217 104L218 103V100H219V96H218V94H214V92H211V91H213L212 90V88H210V91L208 92H206ZM16 92H19V94H17V95H15L14 97H13V100H7L6 99V97H5V92L3 91V88L2 87H0V148H3V146H5L6 145V143L4 142H2L1 140H7V142H9V140H11V136L13 135V133H14V128H15V126L19 123V120H20V118H21V116H20V113H21V111H22V108L19 106V103L18 102H16V100H18L19 98H20V90H17ZM206 92V93H205ZM216 92V91H215ZM226 92V91H225ZM224 92V93H225ZM226 94V93H225ZM225 94H224V96H225ZM234 94V93H233ZM221 95V94H220ZM235 95V94H234ZM234 95H231V96H233L234 97ZM29 98H30V96L28 97V99L27 100H29ZM239 98H241V97H239ZM231 99V98H230ZM242 99V98H241ZM232 100V99H231ZM238 100H240V99H238ZM238 100H237V102H238ZM244 100V99H243ZM243 100H241V102H240V104H242V101ZM226 101V100H225ZM236 101V100H235ZM203 102V103H204ZM231 102V101H230ZM244 102V101H243ZM203 103L201 104V105H203ZM245 103V102H244ZM243 103V104H244ZM212 104V105H211ZM210 105V106H209ZM217 105H219V103L217 104ZM231 105V104H230ZM241 106V105H240ZM244 106H245V104H244ZM212 107V108H211ZM215 107H216V105H215ZM218 107V106H217ZM244 108V107H243ZM214 109V110H213ZM220 110V109H219ZM245 110V109H244ZM33 111H34V105L33 104H30L29 103V106H28V111H27V118H26V122H29L30 124H31V129H30V136L32 137V135L34 134L33 133V129H34V126L36 125V118H34V115H33ZM215 113V114H213V115H220V116H222L221 117V121H223V122H221L220 121V119H218L217 117H216V121H213L215 118L213 117V116H210L208 113ZM243 112V111H242ZM204 114V115H209V116H206V117H209V119H210V117H213L214 119L213 120H208L207 118V120L206 119H204L203 121H201V120H199V114ZM240 114H241V116L240 117H243V115H242V113L241 112H239ZM244 114V113H243ZM232 115H233V117H232ZM224 117V120H226L225 122H224V120L222 119ZM226 118V119H225ZM218 119V120H217ZM242 119V118H241ZM230 120H231V124H232V128H229L228 127V124H229V122H230ZM260 126V125H259ZM258 125H256L255 126V128L253 129H251L249 132H246L245 130L243 131V132H245V135L247 134H251V136L250 135H248V137L247 138H249V136L250 137H253L254 139H255V142H254V144L252 145V146H260L263 142H264V125H263V127H261V128H263V130L259 127ZM156 125L155 124H151L150 125V129L148 128V132L150 131V133H151V131H152V133L154 134V131L156 130ZM197 129H199V130H197ZM189 130V131H188ZM151 133V134H152ZM152 134V135H153ZM242 134H244V133H242ZM152 135H150L151 136V138H152ZM243 137V136H242ZM150 138V139H151ZM175 138H178L176 135H175ZM174 138V140L172 141V142H170V144H169V146H168V149H169V152H170V149H171V151H173V152H175V158H182V157H184V156H182V155H184L185 153H187V151L186 152H183L182 151V154H179V149L178 148H180V147H182L183 149H185V146L183 145V146H180V147H178V142L177 141H175L176 139ZM191 139V138H190ZM227 140L228 142H229V144H227V145H223V140ZM187 141H192V139L191 140H187ZM192 143V142H191ZM33 142H32V140L30 141V148H29V150L31 151L32 150V146H33ZM215 144V145H216ZM211 145H212V147H211ZM197 147V146H196ZM211 147V148H210ZM20 147L18 146L17 148L15 147V145L14 144H11V146L9 147V149L8 150H6V153L7 154H9V157L13 160V159H16L17 158V156L18 157H21V149H19ZM186 148H187V146H186ZM198 148V147H197ZM182 149V150H183ZM188 150V149H187ZM0 152H1V150H0ZM12 152H14V153H16V152H19V154L17 155V156H15V155H12ZM168 152V151H167ZM23 153H24V151H23ZM172 153V152H171ZM197 153L195 154V155H197ZM193 154V155H194ZM173 154H171L170 156H172ZM189 158V157H188ZM255 158H256V156H255ZM0 159H1V156H0ZM193 159H194V157H193ZM200 160L202 159V158H199ZM216 159V158H215ZM242 159V158H241ZM186 160V159H185ZM189 160V159H188ZM195 160V159H194ZM197 160V159H196ZM214 160V159H213ZM221 160V159H220ZM187 161V160H186ZM185 161V162H186ZM199 161V160H198ZM184 162V161H183ZM184 162V163H185ZM211 162V161H210ZM3 163H4V160H3V162L0 160V191H3L5 194L4 195H6V197H8V196H13V195H16V193H15V191L14 190H12V191H10L8 188H4V187H9L8 185H7V181L6 180H4V179H2V177L3 176H5V175H7V173L11 170V168H9V167H7V169H4L3 170V168H4V166H3ZM188 163V162H187ZM12 164V167H13V165L15 164V162H12L11 163ZM27 165H26V168L28 169V176L30 177V179H32V174L34 173V169H35V165H34V156H33V154H30L29 155V158H28V161H27V163H26ZM195 164V163H194ZM188 165V164H187ZM211 165V164H210ZM189 166V165H188ZM193 165H191L190 167H192ZM205 167V166H204ZM194 168L196 169V166L194 165ZM200 173V172H199ZM124 174V173H123ZM156 177H159L158 176V173H156V174H154ZM155 176H154V178H155ZM201 176H204L205 178H207V173H203ZM16 177L18 178V177H20V175L18 174V172L16 171ZM140 177V176H139ZM203 177V178H204ZM232 178L233 177H231V180H232ZM118 179H119V177H118ZM229 179V178H228ZM230 180V179H229ZM157 181V180H156ZM246 184H247V182H246ZM250 184H251V182H250ZM106 185H107V190H108V193L105 195V200L104 199H102V201L104 202L105 201V203L106 202H108V200H109V198H111V197H113V195L116 193V192H118V190L116 189V183H106ZM126 185H127V182H126ZM125 185V186H126ZM202 186V185H201ZM206 186V185H205ZM253 186V185H252ZM102 187V186H101ZM209 187V188H208ZM250 188H252V187H250ZM249 187H248V189H247V191H245V192H250V189ZM105 189V188H104ZM213 188H212V186H209V185H207V188H204L203 186L199 189V191L197 192V196L200 198V200H202V199H205L206 198V196H207V193H209L211 190H212ZM253 189H254V186H253ZM106 190V189H105ZM104 190V191H105ZM106 190V191H107ZM124 190V189H123ZM126 191H127V187H126V189H125ZM129 190V189H128ZM1 193V192H0ZM251 193V192H250ZM116 195V194H115ZM152 196H154L155 198L157 197V195L156 194H153ZM253 196V195H252ZM251 196V197H252ZM256 195H254L253 197H255ZM19 197V196H18ZM252 197V198H253ZM256 197H258V194H257V196ZM12 198V197H11ZM11 198H10V200H11ZM96 198V197H95ZM195 198V197H194ZM250 198V197H249ZM259 198V197H258ZM91 199V198H90ZM97 199V198H96ZM113 199V198H112ZM111 199V201H114V200H112ZM196 199V198H195ZM254 199V198H253ZM252 199V200H253ZM257 199V198H256ZM0 200H3L2 198H0ZM154 200V199H153ZM8 201V200H7ZM94 201H97V200H94ZM99 201H100V199H99ZM11 202V201H10ZM113 203H115V202H113ZM248 203V202H247ZM246 203V204H247ZM5 204V203H4ZM6 205H7V202H6ZM11 205V208H13L14 206H16V205H14V206H12V204H10ZM101 205V204H100ZM105 205V204H104ZM113 205V204H112ZM1 206V205H0ZM5 206V205H4ZM3 206V207H4ZM17 206H18V204H17ZM19 206H21V204L19 205ZM89 206V205H88ZM103 206V205H102ZM106 206H107V204H106ZM2 207V208H3ZM2 208L0 207V212H1V210H2ZM5 208H6V206H5ZM4 208V209H5ZM8 208H10V206L8 205ZM30 208V207H29ZM59 208V207H58ZM58 208H57V210H58ZM62 207H60L59 209H61ZM96 209H97V206L95 207ZM103 208H104V206H103ZM63 209V208H62ZM61 209V210H62ZM89 209V208H88ZM93 209H94V207H92V211H93ZM96 209H95V211H94V213L96 212ZM188 209V208H187ZM14 210V209H13ZM18 210V209H17ZM25 210H27V209H25ZM33 210V209H32ZM64 210V209H63ZM112 210V209H111ZM192 210H193V208H192ZM88 211H90V210H88ZM108 211V210H107ZM189 211H191V209L190 210H188V212ZM220 211V210H219ZM6 213L7 212H9V211H5ZM58 212H59V210H58ZM61 212V211H60ZM64 212V211H63ZM99 212H100V210H99ZM187 212V211H186ZM187 212V213H188ZM29 213V212H28ZM100 213H102V209H101V212ZM105 213V212H104ZM190 213H192V212H190ZM189 213V214H190ZM220 213V212H219ZM227 213H229V212H227ZM107 212L105 213V215L107 216ZM237 214V213H236ZM7 216V219L6 218H4L5 220H6V222H3V223H5V225H7V226H12L11 228H13V229H15V225H16V222H17V220H19L20 218H19V213L18 212H16V210L15 211H11L10 210V213H7L6 214ZM26 214L24 213V215H23V218H24V220H25V218H29V220H32V215H29V214H27L26 216H25ZM39 215H40V213H39ZM94 215V214H93ZM97 215V214H96ZM99 215V214H98ZM103 215V214H102ZM221 216H222V214H220ZM25 216V217H24ZM95 216V215H94ZM87 217V216H86ZM91 217H93V216H91ZM23 218H21V219H23ZM31 218V219H30ZM37 219H42L41 218V216H39V218H38V216L36 217ZM35 218V219H36ZM88 218V217H87ZM20 219V220H21ZM35 219H33V220H35ZM94 219H96L95 217H93L92 219L91 218H88V219H86L88 222H89V224H90V221L92 220V222L93 223H95L94 221ZM40 220H38V221H40ZM94 220V221H93ZM225 220V219H224ZM237 220V219H236ZM241 220H242V218H241ZM26 221V220H25ZM97 221H98V219H97ZM245 220H243V225H244V223H247L246 221L244 222ZM0 222H2V221H0ZM35 222V221H34ZM36 222H37V220H36ZM35 222V223H36ZM85 222V221H84ZM99 222V221H98ZM98 222H96V223H98ZM102 223H103V221H101ZM226 221H224V223H225ZM231 222V221H230ZM28 223V222H27ZM29 223H32V221H29ZM92 223V224H93ZM95 223V226H91V228L89 229V231H86V229L88 230V227L85 229V232L83 233V231H82V234H79L77 237H78V239H77V237H76V239H73L74 241H73V243H75V241L76 242H78V243H81V244H83V246L84 245H86L85 246V248H84V250H83V254L85 255L84 257L86 258V262H87V264H109L108 262H106V260H105V262L103 261L104 259H106V257L108 256H111V255H114V252H118V251H120V250H122V249H126L127 247H125V243L126 242H128V241H126V239L127 238H129L130 236H131V233L129 232V231H127L126 229H121V228H118L116 231H115V233L114 232H109V234H110V236L108 237V238H105L104 237V234H105V232L104 233H102V237H103V239H101V240H98V239H96L95 237H93V236H95L99 231H100V229L101 228H99L98 227V225ZM148 223V222H147ZM234 223V222H233ZM20 224H22L24 227H27V225L26 224H24L23 223V221L21 220L20 221V223H19V225ZM87 224V223H86ZM88 224V225H89ZM149 224V223H148ZM219 224V223H218ZM3 225V224H2ZM22 225H20V226H18V228L19 227H21ZM26 225V226H25ZM225 225V224H224ZM246 225V224H245ZM4 226V225H3ZM3 226H1V223H0V227L2 228ZM31 226V225H30ZM36 226V225H35ZM142 226V225H141ZM34 227V226H33ZM130 227V226H129ZM139 227V226H138ZM28 228V227H27ZM31 228V227H30ZM35 228V227H34ZM142 228V227H141ZM153 228V226L150 224V225H148L147 227H146V229H152ZM17 229V228H16ZM105 229V228H104ZM103 229V230H104ZM77 230V229H76ZM224 230H226V229H224ZM223 230V231H224ZM233 231H234V229H232ZM18 231V230H17ZM78 231V230H77ZM77 231H75V232H77ZM135 231V230H134ZM10 232V231H9ZM225 233H226V231H224ZM2 233H3V235H2ZM2 233H1V235L2 236H5V234H4V232H3V229H2ZM6 233V232H5ZM13 233H14V235H16V233L13 231ZM17 233H20V232H17ZM22 234H23V232H22ZM159 234V233H158ZM165 234H166V232H165ZM144 235V234H143ZM150 235H154V232H152ZM6 236H7V233H6ZM6 236H5V238H6ZM9 236H10V234H9ZM20 236H23V235H20ZM19 236V237H20ZM72 237H75L74 235H71ZM173 236H175V235H171L170 237H169V235L168 234H166L165 235V237H168V238H171V237H173ZM8 237V236H7ZM14 236H13V234H11V238H13ZM70 237V236H69ZM71 237V238H72ZM93 237V238H92ZM97 237V236H96ZM98 237H100V236H98ZM97 237V238H98ZM10 238V239H11ZM15 238V237H14ZM21 238V237H20ZM91 238H92V241H91ZM174 238H177V237H174ZM7 240H8V242H9V237L8 238H6ZM5 239V242L7 241ZM16 239V238H15ZM66 239V238H65ZM64 239V240H65ZM130 239V238H129ZM63 240V241H64ZM148 240V239H147ZM12 241V240H11ZM66 241V240H65ZM64 241V242H65ZM68 241H70V243H71V239L69 240H67L66 242H68ZM153 241V240H152ZM13 242H15L14 240L11 242V245L10 246H12L13 244ZM90 242V243H89ZM132 242V241H131ZM172 242V241H171ZM170 242V243H171ZM89 243V244H88ZM216 243V242H215ZM2 244V243H1ZM6 244H7V242H6ZM5 244V245H6ZM88 244V245H87ZM153 244H155V243H153ZM177 244V243H176ZM4 245V248H6V252H7V258H8V256H9V261L8 262H10V260H11V262L12 261H14V260H12L11 258H10V253H9V251L10 252H12V249H8L7 248V245L5 246ZM15 245H17V244H15ZM2 246V245H1ZM150 246V245H149ZM167 246V245H166ZM18 247V246H17ZM17 247H15V249L17 250ZM80 247V246H79ZM160 247V246H159ZM256 247V246H255ZM260 247V246H259ZM81 248H82V246H81ZM165 248V247H164ZM8 249V250H7ZM15 249H13V254H14V250ZM149 249V248H148ZM148 249L146 250V251H148ZM159 249H161V248H159ZM1 250V249H0ZM2 250H4V249H2ZM145 250V249H144ZM123 251V250H122ZM142 251V250H141ZM150 251V250H149ZM165 251V250H164ZM198 251H200V250H198ZM4 252V251H3ZM17 252H18V250H17ZM152 252V251H151ZM11 253V254H12ZM119 253V252H118ZM0 254H1V252H0ZM91 254H93V256L91 255ZM121 254V253H120ZM146 254H147V252H146ZM154 254V253H153ZM191 254V253H190ZM193 254V253H192ZM201 254V253H200ZM218 254V253H217ZM221 254L222 253H220V256H221ZM2 255V254H1ZM14 255H17L16 253L14 254ZM19 255V254H18ZM162 255V254H161ZM202 255V254H201ZM201 255H200V257H201ZM219 255V254H218ZM226 254H224V256H225ZM222 256H223V254H222ZM221 256V257H222ZM91 257L93 258V259H91ZM143 257H146V256H143ZM152 257V256H151ZM160 257V256H159ZM6 257H5V259H7ZM19 257H15L14 259H18ZM104 258V259H103ZM158 258V257H157ZM216 258V257H215ZM154 259V258H153ZM159 259V258H158ZM168 260V259H167ZM219 260V259H218ZM217 260V261H218ZM6 262H7V260H5ZM6 262H3L2 261V264L3 263H6ZM10 262V264H13V263H11ZM198 262V261H197ZM214 262V261H213ZM216 262V261H215ZM214 262V263H215ZM246 262V261H245ZM21 263V262H20ZM152 263V262H151ZM1 264V263H0ZM9 264V263H8ZM22 264H24V263H22ZM80 264H81V262H80ZM82 264H83V262H82ZM85 264V263H84ZM155 264V263H154ZM210 264V263H209ZM222 264V263H221Z\"/></svg>",
    "mask_w": 264,
    "mask_h": 264
}]
</instances>
